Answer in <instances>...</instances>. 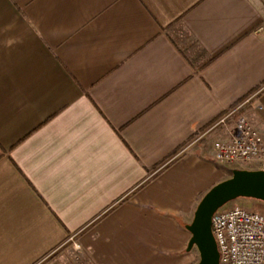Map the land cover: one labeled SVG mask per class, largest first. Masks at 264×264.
I'll use <instances>...</instances> for the list:
<instances>
[{"label": "crops", "instance_id": "crops-1", "mask_svg": "<svg viewBox=\"0 0 264 264\" xmlns=\"http://www.w3.org/2000/svg\"><path fill=\"white\" fill-rule=\"evenodd\" d=\"M249 97L264 138V0H0V264L70 235L96 264H192L230 169L202 134Z\"/></svg>", "mask_w": 264, "mask_h": 264}, {"label": "built area", "instance_id": "built-area-1", "mask_svg": "<svg viewBox=\"0 0 264 264\" xmlns=\"http://www.w3.org/2000/svg\"><path fill=\"white\" fill-rule=\"evenodd\" d=\"M253 103L249 97L212 122L202 136L218 129L224 137L212 141L213 160L220 165L257 162L264 170V138L240 109ZM261 110L262 106L258 105ZM211 229L219 252V264H264V212L239 205L217 209L211 218ZM66 243L73 250L81 244L74 235Z\"/></svg>", "mask_w": 264, "mask_h": 264}, {"label": "water", "instance_id": "water-1", "mask_svg": "<svg viewBox=\"0 0 264 264\" xmlns=\"http://www.w3.org/2000/svg\"><path fill=\"white\" fill-rule=\"evenodd\" d=\"M237 198L264 202V170L233 169L231 175L211 186L200 198L190 223L185 228L191 236L190 251L196 247L199 258L194 264H219V252L211 229L214 212Z\"/></svg>", "mask_w": 264, "mask_h": 264}, {"label": "rangeland", "instance_id": "rangeland-1", "mask_svg": "<svg viewBox=\"0 0 264 264\" xmlns=\"http://www.w3.org/2000/svg\"><path fill=\"white\" fill-rule=\"evenodd\" d=\"M230 167L228 170L229 173L226 178L231 175L233 169H255L258 166V163L253 162H241L226 165ZM227 205H239L249 209L259 210L264 212V202L252 198H237L233 201L225 204ZM193 254L192 264L198 261L199 254L196 247L191 249ZM38 264H96L88 256L81 246L80 250H73L69 245H65L64 248H59L54 252L50 253L44 260Z\"/></svg>", "mask_w": 264, "mask_h": 264}]
</instances>
